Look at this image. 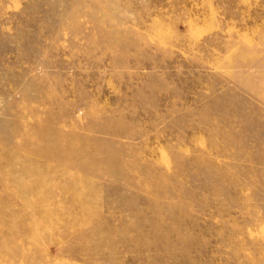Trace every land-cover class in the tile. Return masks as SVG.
Here are the masks:
<instances>
[{
  "label": "rangeland",
  "instance_id": "obj_1",
  "mask_svg": "<svg viewBox=\"0 0 264 264\" xmlns=\"http://www.w3.org/2000/svg\"><path fill=\"white\" fill-rule=\"evenodd\" d=\"M0 264H264V0H0Z\"/></svg>",
  "mask_w": 264,
  "mask_h": 264
}]
</instances>
